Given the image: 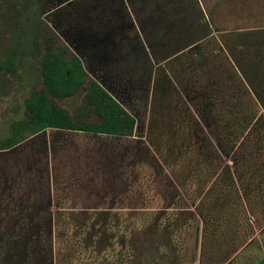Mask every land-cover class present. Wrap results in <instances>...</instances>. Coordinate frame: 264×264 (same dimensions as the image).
<instances>
[{
	"label": "rangeland",
	"instance_id": "rangeland-1",
	"mask_svg": "<svg viewBox=\"0 0 264 264\" xmlns=\"http://www.w3.org/2000/svg\"><path fill=\"white\" fill-rule=\"evenodd\" d=\"M12 2L0 139L55 40L135 123L128 137L45 129L0 151V264H262L263 126L228 147L218 101L237 95L224 36L264 27V0ZM10 39L1 31L0 54ZM84 89L49 100L76 121Z\"/></svg>",
	"mask_w": 264,
	"mask_h": 264
},
{
	"label": "trees",
	"instance_id": "trees-1",
	"mask_svg": "<svg viewBox=\"0 0 264 264\" xmlns=\"http://www.w3.org/2000/svg\"><path fill=\"white\" fill-rule=\"evenodd\" d=\"M18 17L17 7L12 0H0V33L5 30L11 36L7 49L0 54V72L9 73L16 65L17 50L14 46L15 35L20 31ZM224 37H228L231 44L223 48L238 69V74L232 70V85L237 95L231 94L218 101L222 107L224 104L227 107L229 118L224 127V136L228 147L232 148L237 142L240 145L242 140L243 143L249 141L248 135L251 131L259 130L260 126H263L264 133V27L227 32ZM205 39H199V42ZM255 40L259 42L255 44L256 51L252 52L250 48ZM54 44L55 47L47 50L40 59L41 88L30 93L24 101L25 115L9 124L6 136L0 139V151L10 149L45 129L110 137L131 135L134 118L94 79L87 77L78 56L69 52L62 43L55 40ZM218 54L221 52L212 53L214 58ZM83 86L85 89L77 108L76 121L65 109L49 100L72 97ZM219 150L226 152L228 149L219 145ZM239 151L233 155L234 169L241 165ZM219 164L216 153L213 166L216 168ZM262 165L253 162L251 166L257 168ZM261 263L264 264V259Z\"/></svg>",
	"mask_w": 264,
	"mask_h": 264
}]
</instances>
